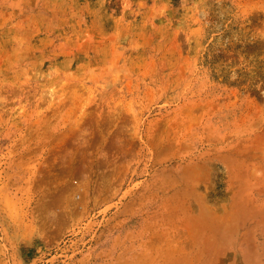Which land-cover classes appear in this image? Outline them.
<instances>
[{
  "label": "rangeland",
  "instance_id": "obj_1",
  "mask_svg": "<svg viewBox=\"0 0 264 264\" xmlns=\"http://www.w3.org/2000/svg\"><path fill=\"white\" fill-rule=\"evenodd\" d=\"M0 264H264V0H0Z\"/></svg>",
  "mask_w": 264,
  "mask_h": 264
}]
</instances>
